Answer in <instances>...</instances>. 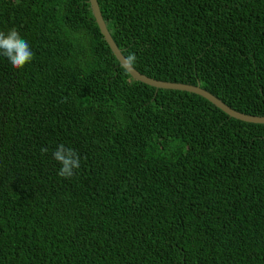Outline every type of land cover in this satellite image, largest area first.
Here are the masks:
<instances>
[{"label": "trees", "instance_id": "trees-1", "mask_svg": "<svg viewBox=\"0 0 264 264\" xmlns=\"http://www.w3.org/2000/svg\"><path fill=\"white\" fill-rule=\"evenodd\" d=\"M97 2L140 74L264 117V0ZM12 28L34 57L0 55V264H264L263 124L133 80L88 0H0Z\"/></svg>", "mask_w": 264, "mask_h": 264}, {"label": "water", "instance_id": "water-1", "mask_svg": "<svg viewBox=\"0 0 264 264\" xmlns=\"http://www.w3.org/2000/svg\"><path fill=\"white\" fill-rule=\"evenodd\" d=\"M88 4L90 6L91 14L93 20L100 32V35L103 37V40L107 44L112 56L116 59L119 66L124 69V71L135 81L140 84H144L146 86L152 87L157 90H173V91H181L190 94H194L200 96L210 102L213 106L218 108L228 117L235 119L237 121L251 123V124H263L264 125V117L259 116H251L246 115L245 113H240L238 111L233 110L228 107L221 100L202 89L199 85H190V84H182V83H172L155 80L153 78H149L145 75L140 74L133 67L129 68L127 65L122 64V51L117 47L114 40L111 37V34L107 28V24L104 21L97 0H88Z\"/></svg>", "mask_w": 264, "mask_h": 264}, {"label": "clouds", "instance_id": "clouds-1", "mask_svg": "<svg viewBox=\"0 0 264 264\" xmlns=\"http://www.w3.org/2000/svg\"><path fill=\"white\" fill-rule=\"evenodd\" d=\"M0 55L5 57L14 69L23 68L34 57L28 41L23 39L15 28L7 33L0 31ZM121 60L123 65L131 68L137 57L135 53H129L127 56H122ZM47 151V148L41 149L42 153ZM52 155L61 166L58 176L62 178H71L75 171L80 168L79 154L74 149L65 147L64 144L58 145Z\"/></svg>", "mask_w": 264, "mask_h": 264}]
</instances>
